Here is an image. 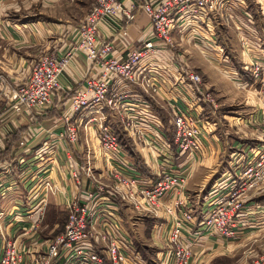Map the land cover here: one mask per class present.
I'll return each instance as SVG.
<instances>
[{
    "label": "crops",
    "instance_id": "0c3cea01",
    "mask_svg": "<svg viewBox=\"0 0 264 264\" xmlns=\"http://www.w3.org/2000/svg\"><path fill=\"white\" fill-rule=\"evenodd\" d=\"M84 1L0 0V255L7 242L15 241L23 264L40 258L60 216L65 215L67 221L70 203L84 201L87 190L95 188L85 175L88 168L95 180L105 185L110 184L113 172L137 179L144 188L165 174L186 177L183 188L165 195L154 209L140 198L143 209H135L119 197L112 200L119 218L113 224L128 237V224H135L138 235L135 244L131 242L144 264H170L168 233L185 210L194 217L191 231L199 232L190 264L234 257L240 244L259 230L258 220H264V203L256 200L262 190L242 207L235 239H220L202 231L200 224L214 200L226 196L233 181L264 153V0H217L215 11L204 17L179 20L171 34L174 47H163L141 63L138 70L144 78L134 82L110 79L107 99L113 106L71 110L75 91L87 79L100 75L85 53L76 52L59 76L60 89L49 106L14 112L11 93L27 80L34 62L42 55L61 56L74 46L76 28L95 2L88 8ZM144 1L123 0L118 19L103 20L99 25V41L110 42L118 60L153 39L149 17L140 9ZM132 5L133 18L128 21L123 14ZM255 63L262 72L257 79L250 71ZM185 71L199 74L203 84L196 87L187 81ZM235 81L254 89L261 108L238 102L242 95L232 89V84H238ZM205 89L221 106L234 108L202 103L200 92ZM171 109L196 121L201 144L197 153L179 155L171 134L167 136L166 131L174 129ZM127 114L136 117L145 140L125 131L123 118ZM99 118H105L112 131L122 135L116 153L103 152L100 147ZM68 124L78 130L73 144L64 137ZM177 201L182 204L176 205ZM108 221L101 217L98 227L114 234ZM188 236L184 234V238ZM95 246L102 250L100 243Z\"/></svg>",
    "mask_w": 264,
    "mask_h": 264
},
{
    "label": "built area",
    "instance_id": "2783aa9c",
    "mask_svg": "<svg viewBox=\"0 0 264 264\" xmlns=\"http://www.w3.org/2000/svg\"><path fill=\"white\" fill-rule=\"evenodd\" d=\"M122 5L123 0H95L89 13L76 28L77 41L74 46L61 56L42 55L34 62L27 80L11 93L12 110L20 113L24 109L49 106L54 92L60 89L59 76L76 52L85 53L92 65L98 67L100 75L98 78L87 79L75 91L71 98V110L77 111L88 106L101 109L104 105H115L112 100L107 99L110 79L118 77L134 82L144 78L143 72L138 70L141 63L155 57L163 47H174L171 34L178 26V21L186 17H204L206 13L215 11L217 0L144 1L140 9L149 17L153 39L144 41L139 48L128 53L124 60H118L113 56L112 44L99 41L98 33L103 20L118 19L117 14L122 10ZM133 9L134 5L123 14L128 21L133 18L130 13ZM121 34L124 38L127 37L125 29L121 30ZM250 68L252 77L259 78L262 73L260 65L251 64ZM184 77L196 87L202 85L200 76L193 71H185ZM200 95L202 103L215 108L216 101L211 93L203 91ZM126 110H129L128 105ZM171 114L173 142L178 154L191 156L200 151L196 121L176 109H171ZM123 119L124 129L130 136L145 140V132L139 127L136 117L127 114ZM97 132L103 152L116 153L119 150L117 137L106 124L105 118H99ZM64 137L68 143H75L78 139L77 128L68 124ZM256 160L233 181L226 196L216 198L210 205L200 224L202 231L224 240L236 238L241 227L239 213L251 198L248 193L264 183V153L258 155ZM85 175L94 182L95 188L87 190L84 201L70 203L63 232L44 243V253L40 258L28 260L24 264H58L60 261L62 264H144L126 233L113 224L119 222L117 207L112 202L114 196L132 204L135 209H143L138 201L140 198L148 208L154 209L165 195L175 189H182L186 182L185 176L165 174L150 188H144L137 179L117 172L110 174L109 185L97 182L88 168ZM175 204L182 203L177 201ZM180 215L174 220L168 233L167 254L170 264H190L192 245L198 240L199 232L191 231L195 225L192 213L185 210ZM101 217L105 223L111 220L108 223L114 226V234L98 227ZM184 234L190 236L184 238ZM96 243L102 245V250L95 246ZM22 261L23 257L16 242H7L0 255V264H23ZM250 264H264V255Z\"/></svg>",
    "mask_w": 264,
    "mask_h": 264
},
{
    "label": "rangeland",
    "instance_id": "374dc122",
    "mask_svg": "<svg viewBox=\"0 0 264 264\" xmlns=\"http://www.w3.org/2000/svg\"><path fill=\"white\" fill-rule=\"evenodd\" d=\"M76 1H80V0H75V2H70V3H78ZM91 3H93V0H87L86 2L85 1L83 2V4L88 6V8H89V4H91ZM89 11L86 9V11H85V13L87 12L86 15L89 13ZM180 51H183V50H180ZM200 78H201V76H200ZM201 81H202V78H201ZM236 83H238L237 85H239L240 89L236 88L237 85L235 86L232 83L231 84H232V89L234 88L235 93H238V91L241 92L240 95H242V97L238 99V102L239 101L240 102L244 101V103H247L248 106L252 105L251 107H255L256 106V108H258L260 106V108H261V106H262L261 105V100H260L261 98H260V96H258L257 93H256L257 96H254L255 95L254 89H252L250 86L246 87V85H244L243 82H236ZM202 84H203V81H202ZM205 91L211 93V91H209L208 89H205ZM243 92H244V94H242ZM211 94L214 97L215 101L221 106L219 101H217V97H215V95H213V93H211ZM255 99H256V102H255ZM233 104H236V103H233ZM242 105H243V103L240 104V106H242ZM248 106H245V107H248ZM221 107L226 108V109L230 108L231 110L234 108L232 106L231 107L221 106ZM235 108H236V106H235ZM246 113H247V115L248 114L250 115V113H252V112H250V113L246 112ZM258 118H260V117H258ZM262 124H263V129H264V122H262ZM166 132H167V136H169V134H172L174 132V129L169 131V132L168 131H166ZM97 137H98V132H97ZM259 190H262V191H260L261 194L259 195L260 199H256V200L257 201L261 200V202L263 204L264 203V183L260 184L258 186V188H256L255 190L249 192L248 194L252 198L253 197L252 194L257 192V191H259ZM246 202H248V201H246ZM62 219H64L63 215L60 216L59 221L60 222L63 221ZM258 223H259V225L257 227H259V230H257V231L255 230L256 232L251 234L252 235L251 240H248L246 242H242L240 244V246L237 248V250H236L237 254L234 257H230V256L226 257L225 256V257L222 258L221 261H219V264H250L253 260H255L258 257L264 255V220H258ZM132 228H134V230H133V232H130ZM127 229H128V232L127 231L126 232L131 237V238L130 237L129 238L132 239L131 241H134V244H135L134 237L136 235H138V232H137L135 224H133V223H131L130 225L128 224ZM63 230H64V226L62 227V224H61V226H58V227L55 228V231L52 234V236H54L59 231H63ZM43 236H45V234H43Z\"/></svg>",
    "mask_w": 264,
    "mask_h": 264
},
{
    "label": "trees",
    "instance_id": "16d2710c",
    "mask_svg": "<svg viewBox=\"0 0 264 264\" xmlns=\"http://www.w3.org/2000/svg\"><path fill=\"white\" fill-rule=\"evenodd\" d=\"M113 132H114V134H115L116 137H117L118 143H120V139L122 138V135L120 136L118 132H115V131H113ZM171 136H172V139H173V138H174V132L171 134ZM67 215H68V214H67ZM67 215H66V216H67ZM63 216L65 217V215H63ZM66 218H67V217H66ZM62 220H63V219H62ZM64 220H65V219H64ZM64 220L60 222L59 226H61V224H62V227L64 226V224L66 223ZM62 232H63V231H59V232L56 233L53 237H56V236L60 235ZM222 258H223V257L215 258V259H213L209 264H219V261H221Z\"/></svg>",
    "mask_w": 264,
    "mask_h": 264
}]
</instances>
